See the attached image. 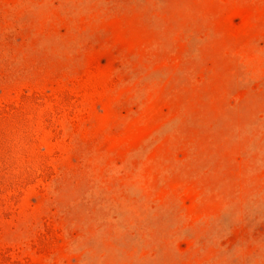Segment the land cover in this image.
Returning <instances> with one entry per match:
<instances>
[{
  "label": "rangeland",
  "instance_id": "rangeland-1",
  "mask_svg": "<svg viewBox=\"0 0 264 264\" xmlns=\"http://www.w3.org/2000/svg\"><path fill=\"white\" fill-rule=\"evenodd\" d=\"M0 264H264V0H0Z\"/></svg>",
  "mask_w": 264,
  "mask_h": 264
}]
</instances>
